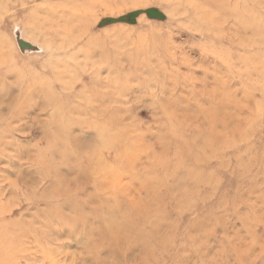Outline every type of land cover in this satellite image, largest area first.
Masks as SVG:
<instances>
[{
    "label": "rangeland",
    "instance_id": "obj_1",
    "mask_svg": "<svg viewBox=\"0 0 264 264\" xmlns=\"http://www.w3.org/2000/svg\"><path fill=\"white\" fill-rule=\"evenodd\" d=\"M223 2L34 0L0 13V264H264V0ZM58 24L99 34L111 57L98 51L92 69L107 90L90 68L69 85L47 76L61 53L42 45L64 42ZM98 89L125 130L99 136L103 112L77 113ZM207 132L223 141L205 152Z\"/></svg>",
    "mask_w": 264,
    "mask_h": 264
},
{
    "label": "bare ground",
    "instance_id": "obj_2",
    "mask_svg": "<svg viewBox=\"0 0 264 264\" xmlns=\"http://www.w3.org/2000/svg\"><path fill=\"white\" fill-rule=\"evenodd\" d=\"M28 1H34V0H15L14 2H13V0H8L7 2H6V4L5 3H3L1 0H0V13H2V12H6V11H8V9H10V6H14V5H17L18 4V2L19 3H21V5L23 6V7H25L26 6V2H28ZM103 2H104V0H102ZM212 1H214V0H212ZM201 2V1H200ZM222 2H223V0H222ZM217 3V2H216ZM224 3V2H223ZM225 3H226V1H225ZM4 4V5H3ZM209 4H210V1H209ZM106 5V4H105ZM224 5V4H223ZM223 5H222V3H221V9L223 10ZM225 6H227V3H226V5H224V7ZM195 7V6H194ZM208 7V6H207ZM218 7V6H217ZM33 8H35V6L33 7ZM32 8V9H33ZM209 8H211V7H209ZM219 8V7H218ZM212 9V8H211ZM226 9V8H225ZM227 10V9H226ZM229 10V9H228ZM227 10V12H229ZM29 11V13L28 14H30V10H28ZM195 11H197V9L195 10ZM232 10H230V12H231ZM200 12V11H199ZM220 12H221V10H220ZM226 12V11H225ZM224 12V13H225ZM16 13H17V9L16 10H13V12H12V14H15L16 15ZM232 13V12H231ZM230 13V14H231ZM226 14V13H225ZM227 14H229V13H227ZM200 15V14H199ZM224 15V14H223ZM35 16V15H34ZM33 16V17H34ZM257 16V13H254V17H256ZM6 16H4V18H5ZM104 17H105V15H104ZM104 17H102V18H104ZM4 18H2V19H4ZM41 18H42V16H38V18L36 19V21H34L35 23H37V22H42L43 23V21L41 20ZM72 18L71 17H69L68 18V21H70ZM100 20V17H99V15H98V17L96 18V20ZM197 19V18H196ZM215 20V19H214ZM200 21V20H199ZM221 21V20H220ZM220 21H218L217 20V22H218V24H219V22ZM217 22H215V24L217 25ZM26 23V22H25ZM42 23H40V24H37V26L35 27L36 29H41V25H42ZM221 23H222V21H221ZM220 23V24H221ZM53 24H55V25H57V22H55V23H53ZM220 26V25H219ZM216 27H218V26H216ZM90 28V29H89ZM76 29H79L78 27L76 28ZM89 29V30H88ZM92 27H90V25H88L87 26V28L85 27V33H84V35L82 36V35H80L78 32L77 33H74V28H73V30H72V28L71 27H64V28H62V27H60L59 26V24H58V26L57 27H55V28H52L51 27V31L52 32H56V33H54V35H60V37H62V39L64 40V42L63 43H61V44H58V45H54V43L53 42H51V41H49V40H46V44L45 45H42L43 46V48H44V50H46L47 52H50V53H56L57 55L59 54V53H61V55L59 56V57H56L52 62H49L50 63V65H46L47 66V69L48 70H46V71H48V75L47 76H49L50 77V79H55V80H57L58 82H59V84L60 85H69V84H67V83H69V81H71V80H73L75 77H73V78H69L68 80H63V77H67V76H69L70 74H71V76H73V75H75V73L76 72H78L79 71V69L81 70V71H83V70H88V68H90V72L89 73H91L90 75L91 76H96L97 78V80L98 81H100V83L98 84V85H101L100 86V88L101 87H103V88H105L106 89V86H108L109 85V83H107V81H103V80H101L100 79V77H99V75H98V72L99 71H101V68L100 69H92L93 68V65H95V64H97L98 63V61H100V58H98L97 57V54H99V52H100V56L101 57H103V58H105V59H107V60H109L110 59V55L106 52V49H108L107 47H105L102 43H100L99 42V38H100V36H99V34H96L94 31H92ZM223 31V30H222ZM39 32H41V33H44V32H46V30H39ZM51 32V33H52ZM224 33V32H223ZM223 33H221V34H223ZM54 35H52L50 38L51 39H53L54 38ZM87 35V37L85 38V36ZM103 36H108V33L106 32V31H104V35ZM31 43V42H30ZM100 45H99V44ZM34 44V43H33ZM95 44H96V48L94 47L95 46ZM38 45H40V44H38ZM91 46L90 48H88V46ZM87 47V48H86ZM91 48H94V51L93 52H91L90 54H87L86 55V58H81L80 60H78L77 58L79 57V56H81V55H84V54H86V53H88V52H85V51H87V50H90ZM72 50H75V51H73L72 52ZM83 50V51H82ZM99 51V52H98ZM109 51V50H108ZM90 52V51H89ZM104 55V56H103ZM96 57V58H95ZM102 58V59H103ZM261 59V58H260ZM264 59V58H263ZM263 59L261 60V61H263ZM260 61V62H261ZM263 63V62H262ZM259 65V64H258ZM263 65V64H262ZM44 67H45V65H44ZM264 67V66H263ZM253 69H255V68H253ZM261 72V71H260ZM80 80V78H78V79H76L74 82H72L70 85H73L74 83H76L77 81H79ZM252 80H254V79H252ZM80 81H82V79L80 80ZM51 82V81H50ZM102 82V83H101ZM94 85H97V83H95ZM110 85H111V83H110ZM109 87V86H108ZM107 90V89H106ZM68 92H70V91H68ZM108 91H103V90H99L98 89V91H96V92H94V93H90V94H87V96L84 94L83 96H82V98H83V104H78V105H76V109H77V113L81 110V107H83V108H85V115H87V113H88V115H93V116H95L96 114H97V112L98 113H101V112H103V114L101 115L102 116V118L104 117V119H105V122H106V126H103V128H101L98 132L100 133L99 134V136L102 134L103 135V132H106V133H108L107 131H109V127L111 126L110 125V122H112V125L113 126H120V129H122V126L124 127V129H122V130H125L126 129V126H124V124H121L122 123V120H120V119H113L112 117H113V113H108V109L106 108V106H105V99H108V98H110L111 97V94H109V93H107ZM77 94H79L80 95V93H77ZM98 100V101H97ZM111 101V100H110ZM230 101V100H229ZM108 103V102H107ZM228 103V102H227ZM76 104V103H75ZM75 108V107H74ZM76 115V114H75ZM72 117V116H71ZM68 119H69V117H68ZM183 122V121H182ZM224 122H226V121H224ZM41 124V123H40ZM52 124V123H51ZM187 125V124H186ZM105 127H107V129H105ZM195 129H197L198 131H200V130H202V128L201 127H199V126H195L194 127ZM107 130V131H106ZM110 132H111V129H110ZM216 132H220V131H218V130H216ZM216 132H207V133H205L204 135H205V137H206V140L204 141L205 142V144H203V147L201 146L202 145V143H201V145H200V147L201 148H204V150H205V152H206V146H207V144H213V143H215L217 140H220V141H223L222 139H219L220 137L219 136H217L216 135ZM112 136H114V135H110V137H112ZM222 137V136H221ZM98 138H100V137H98ZM96 140H97V137H96ZM64 142H66V140H64ZM117 142H119V139L118 138H116V139H114V138H111L110 139V143H108V145H109V147L108 146H105L104 145V147H97V149L96 148H94V150H92V154H90V156H89V158L90 159H92L93 157L94 158H96V162H95V164H94V166L95 167H97V165H98V163H97V159H99V157H97V155H96V153L98 152V154H99V152L100 151H102V152H105L107 149L109 150V151H112V150H115V148H117L118 147V144L119 143H117ZM225 142H226V140H225ZM117 143V144H116ZM193 144H196L197 143V141L196 140H193V142H192ZM99 150V151H98ZM94 152V153H93ZM121 152L120 153H118L117 155L119 156V160H121L122 159V157H121ZM123 155V154H122ZM207 158L209 157L207 154L205 155ZM115 158H116V156H115ZM204 159V157L203 156H195V157H193V162L191 163L192 165L193 164H200L201 165V167H202V164L201 163H204L205 161H207L208 159ZM188 167L190 168V164L188 163ZM191 169H194V167L192 166L191 167ZM202 176V179H208V178H210V176L209 175H202V173L199 175V174H197V173H195V176L194 177H192V178H197L198 176ZM104 176H105V174H104ZM208 176V177H207ZM106 179H107V177H105ZM108 180V179H107ZM195 180V179H194ZM76 183V182H75ZM58 185H60V186H56V187H54V191H56V192H58V193H61V190H62V188H63V190H62V192L63 193H67V194H69L70 193V191L68 190L69 189V187L67 186L68 184L64 181V180H60V181H58ZM138 192H140L138 189H137V191H136V193H138ZM138 195H140L141 196V192L138 194ZM141 199V198H140ZM106 201V200H105ZM146 202V200L144 201V205L146 204L145 203ZM143 203V202H142ZM132 204V207H135V205L134 204H138L137 202H134L133 201V203H131ZM101 211V210H100ZM118 211L119 212H121V215L125 218V220L126 221H128L129 219H133V220H135L136 218H134V217H132V214H130V210H128L127 208H122V207H119L118 208ZM141 215H143L142 213H140ZM103 217V216H102ZM156 219H158V218H156ZM69 220V219H68ZM137 220V219H136ZM130 221V220H129ZM134 222H137L138 223V221H134ZM133 222V223H134ZM156 222V228L154 229V231L152 232V234H150L151 235V239H158V237H159V235L157 236H154V232H156V233H158L159 232V229L161 228V224H162V219H160V220H156L155 221ZM119 223H121V222H119ZM120 225H122V226H116L115 228H112L113 230H111V232L114 234V239L115 240H117V241H115L116 243V247L115 248H119L120 249V247H125L126 246V241H121L124 237H125V235H124V230H125V228H123L124 227V225L123 224H120ZM135 225V224H134ZM122 228V229H121ZM97 230V229H96ZM99 233V231H96L95 232V234H98ZM109 233V232H108ZM159 234V233H158ZM94 238L96 239V236H94ZM118 245V246H117ZM149 247H151V246H149ZM147 248V247H146ZM132 249V248H131ZM147 250H149V251H151V249H147ZM144 261V260H143ZM145 262V261H144Z\"/></svg>",
    "mask_w": 264,
    "mask_h": 264
},
{
    "label": "water",
    "instance_id": "obj_3",
    "mask_svg": "<svg viewBox=\"0 0 264 264\" xmlns=\"http://www.w3.org/2000/svg\"><path fill=\"white\" fill-rule=\"evenodd\" d=\"M22 43H23V44H22ZM27 43H28V42H27ZM21 44H22V45H25V42L22 41ZM28 44H29V43H28Z\"/></svg>",
    "mask_w": 264,
    "mask_h": 264
}]
</instances>
